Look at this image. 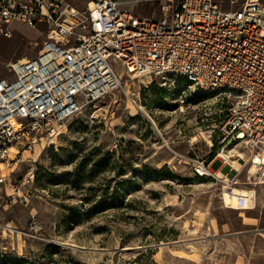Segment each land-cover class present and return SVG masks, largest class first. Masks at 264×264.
Segmentation results:
<instances>
[{"label":"rangeland","instance_id":"obj_1","mask_svg":"<svg viewBox=\"0 0 264 264\" xmlns=\"http://www.w3.org/2000/svg\"><path fill=\"white\" fill-rule=\"evenodd\" d=\"M120 8L160 14L156 2ZM10 30L0 34V78L41 46L42 28ZM141 80L123 75L51 143L0 165V264H264V186L248 184L249 166L235 186L254 191L248 209L192 172L225 103L209 95L180 105L170 84ZM138 91L140 108L129 101Z\"/></svg>","mask_w":264,"mask_h":264},{"label":"built area","instance_id":"obj_2","mask_svg":"<svg viewBox=\"0 0 264 264\" xmlns=\"http://www.w3.org/2000/svg\"><path fill=\"white\" fill-rule=\"evenodd\" d=\"M76 1L0 0L3 37L11 36L12 23L43 29L35 56L10 60L0 78V165L51 143L126 75L144 85L170 84L180 105L220 97L224 116L207 156L191 160L192 172L220 182L216 170L226 168L220 193L246 207L250 191L235 187L245 165L253 168L248 184L264 186V0ZM142 2H156L160 14L120 8ZM138 95L129 101L140 108ZM237 159L239 168L231 164ZM215 160L220 166L212 170Z\"/></svg>","mask_w":264,"mask_h":264},{"label":"bare ground","instance_id":"obj_3","mask_svg":"<svg viewBox=\"0 0 264 264\" xmlns=\"http://www.w3.org/2000/svg\"><path fill=\"white\" fill-rule=\"evenodd\" d=\"M22 58H23V57H22ZM22 58H21V59H22ZM134 77H135V76H134ZM121 87H122V86H121ZM193 139H194V138H193ZM209 143H210V142H209ZM24 152H26V151H24ZM241 162H242L241 159H237V160L231 162V164H232V166H234L235 168H239V166L241 165ZM252 172H253V168L250 169L249 173H252ZM215 176H216L215 178L218 179L219 181H222V180H226V179H227V177L225 176V174H223V172L220 171V170H216V175H215ZM234 192H244V191L237 190L236 188H234ZM253 194H254V191H252L251 189H250V192H247V195H249V199H248V202H247L246 207H243L242 209H248V208H250V207H249V206H250L249 204L252 202ZM221 195H222V200H223V202H224L225 204L229 205V206L232 207V208L238 209V208L235 206L234 202L232 201L230 195H229L225 190L222 191V194H221ZM182 257H183V256H182Z\"/></svg>","mask_w":264,"mask_h":264},{"label":"crops","instance_id":"obj_4","mask_svg":"<svg viewBox=\"0 0 264 264\" xmlns=\"http://www.w3.org/2000/svg\"><path fill=\"white\" fill-rule=\"evenodd\" d=\"M204 241V240H203ZM205 242V241H204Z\"/></svg>","mask_w":264,"mask_h":264},{"label":"trees","instance_id":"obj_5","mask_svg":"<svg viewBox=\"0 0 264 264\" xmlns=\"http://www.w3.org/2000/svg\"><path fill=\"white\" fill-rule=\"evenodd\" d=\"M195 101H196V100H195ZM195 101H194V102H195Z\"/></svg>","mask_w":264,"mask_h":264}]
</instances>
